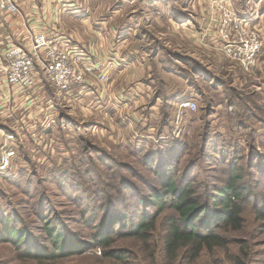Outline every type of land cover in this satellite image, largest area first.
Listing matches in <instances>:
<instances>
[{
    "label": "rangeland",
    "instance_id": "rangeland-1",
    "mask_svg": "<svg viewBox=\"0 0 264 264\" xmlns=\"http://www.w3.org/2000/svg\"><path fill=\"white\" fill-rule=\"evenodd\" d=\"M15 4L22 16L56 15L55 31L93 59L87 88L78 91L105 99L91 108L80 101L58 102L67 121L58 125L46 114L54 125L44 130L35 129L37 112L44 108L32 102L34 97L22 105L18 101L12 114L18 130L0 114V156L15 151L11 167L0 174V219L9 217L11 227L23 229L26 237L15 246L0 236V264H264V222L251 211L264 198V0ZM225 9L262 42L251 67L223 52L218 31ZM36 69L46 91L54 93ZM29 93L23 92L24 99ZM187 102L196 104L195 111L181 108ZM26 111L33 115L28 118ZM164 163L171 170L162 173ZM232 176L247 190L240 202L242 229L217 232L229 241L225 250L203 251L192 262L178 250L173 259L164 245L170 220L177 217L162 183L188 184L191 195L211 211ZM153 194L169 201L154 229L146 239L111 234L112 244L104 250L125 258H106L96 242L100 225L115 221L111 227L117 232L143 212L156 214ZM141 200L146 204L139 205ZM46 224L66 232L63 247L70 255L46 256L52 251ZM237 241H246L245 260Z\"/></svg>",
    "mask_w": 264,
    "mask_h": 264
},
{
    "label": "trees",
    "instance_id": "trees-1",
    "mask_svg": "<svg viewBox=\"0 0 264 264\" xmlns=\"http://www.w3.org/2000/svg\"><path fill=\"white\" fill-rule=\"evenodd\" d=\"M165 101L167 100L165 99L164 102ZM178 102L182 103L181 100ZM164 164L165 166H163L162 173H165L166 170H171L169 163ZM150 169L154 170V165H150ZM239 179L240 178L237 176L229 178L227 184L219 190L216 199H214L215 205L211 211L191 195L188 184L184 188H179L173 184L172 179L166 183H162L165 189V195L171 197L172 204L170 205L177 217L176 220L174 219L175 221L170 220L171 227L164 245L166 253L171 254L174 259L176 257V252L182 250V252H185L184 255L192 262L198 258L203 251L207 252V254H212L214 252L213 250L217 249L222 251L227 248L229 244L228 239L219 235L217 232L220 229L228 230L229 228L233 231H239L243 227L244 220L241 216L243 210L240 202L244 197V192L247 190L240 189V186H238ZM162 198L163 196L161 194L152 195V199L158 207L156 214L148 216L147 213L143 212L137 221H132L129 225L123 223L122 227L120 230H117V232L112 229L116 223L115 221L110 222L108 219L105 223H102L100 225L102 232L96 237L97 244L102 246L101 248L103 250L104 248H108L113 241L111 234H115L120 238L137 237L146 239L148 232L154 229L155 219L159 210L162 209L166 202H169H163ZM142 204L146 203L141 200L139 205ZM251 211L254 212L258 221L264 222V198H262L258 204L251 206ZM112 224L113 226L111 227ZM47 225L48 224L44 225L43 232L47 235L48 242H51L52 251L51 253H46V256L52 254L54 258H59L61 256L70 255L67 249L63 247L65 236H67L66 232H63L62 229H58L56 225ZM0 230V236H2L5 241L15 246H20L23 244V240L26 239L23 229H14L11 227L9 217L0 219ZM101 235L102 238H100ZM236 244L239 245L241 258L245 260L246 254L242 253V247L244 248V246H246V241H237ZM85 249L87 248L83 247L79 252L83 253ZM103 253L106 258H114L120 262L125 258L123 253L117 251L108 252L104 250ZM27 256L38 258L37 255H32L31 253H28ZM235 260L236 263H239L238 256Z\"/></svg>",
    "mask_w": 264,
    "mask_h": 264
},
{
    "label": "built area",
    "instance_id": "built-area-1",
    "mask_svg": "<svg viewBox=\"0 0 264 264\" xmlns=\"http://www.w3.org/2000/svg\"><path fill=\"white\" fill-rule=\"evenodd\" d=\"M226 11V9L224 10ZM22 17L14 0H0V14ZM236 20L233 13L225 12L219 27V41L226 56L247 67L253 66L262 48L258 35L249 32ZM23 46L11 45L0 57V73L6 87L13 94L33 92L39 82L41 68L47 83L59 94L70 95L73 90L87 88L89 75L93 73L91 56L53 31L36 29L24 23ZM184 110L195 111V103H184ZM15 157L10 148L0 156V174L6 172Z\"/></svg>",
    "mask_w": 264,
    "mask_h": 264
},
{
    "label": "crops",
    "instance_id": "crops-1",
    "mask_svg": "<svg viewBox=\"0 0 264 264\" xmlns=\"http://www.w3.org/2000/svg\"><path fill=\"white\" fill-rule=\"evenodd\" d=\"M14 1L18 3H21V2L28 3V2H37V1L46 2L49 0H14ZM50 1H56V0H50ZM55 17L56 15L49 13V11H47L46 13L44 12L34 13V14L29 13L28 15L25 14V16H22V17L10 16L5 13L0 14V57H2L3 52L7 50V48L11 45L23 46L22 33L24 32V23H26V25H32L36 29H41V28L47 29L48 28L46 31L56 32L58 30L54 29L55 22H57L55 21ZM43 23H45L47 26H44ZM85 46L86 45H84L83 47ZM85 48L89 50L90 54L93 57H95L93 48H91V46L90 47L86 46ZM100 52H103V51L101 50ZM97 57L99 56L97 55ZM111 57L112 58L110 59H113V57L115 58V56H111ZM99 60H102V59H99ZM108 61L110 60L108 59ZM45 86L46 85L43 84V78H40L39 82L37 83L36 89L32 93L31 92L29 93L30 95L28 98L24 99L22 94H13L11 89L9 87H6L4 83V77L3 75L0 74V87L2 88V91L0 92V114H1V117L5 119V121H8V123L11 124V127L15 129V131L18 130V126L15 125L14 117L12 114L18 105V101L20 102V104L22 101H23L22 104H25L29 101V99L31 100V97L35 98L32 100V102H35L37 100L36 102L39 105H41V107H43L44 109H40L41 110L40 113L37 112L36 118H37L38 127H36L35 129L44 130L45 127L49 128L54 125V124L49 125L51 124V122H53V119H52L53 117H54V123L56 120L58 125L63 124L64 120L67 121V119L64 118L61 115V113L58 112L59 110L61 112V109L59 106L60 103H69L72 100H73L72 102L74 103H76L77 101H80V103L82 102L86 103L87 106H88V103H90V108H91L93 102H94V106H96L97 104L100 105L101 100L105 99V97H102V99L98 101V97H100L101 95H97L95 96L96 98L94 97L95 99L93 100L91 95H89V92L84 93V92H79L78 90H73L70 94L71 97L66 98L69 96H65L63 94L61 95L58 92H56L54 89H52L54 93H52L51 91L47 92L45 89L46 88ZM88 87H91V85ZM91 94H94V93L92 92ZM26 112H27L28 118H30L33 115V112L31 111H26ZM42 112L44 113L43 119H45L46 114H48L49 116H52V118L46 117V120L44 121L39 116V114H42ZM69 113H76V112H74L73 109H70ZM21 123H22V128L24 127L26 129L27 122L25 121L24 123V121L22 120ZM29 128L33 130L31 125H29ZM19 144L20 143L18 142V145Z\"/></svg>",
    "mask_w": 264,
    "mask_h": 264
}]
</instances>
